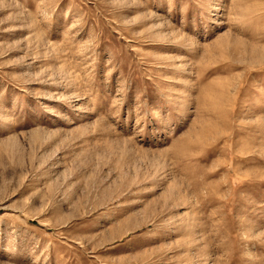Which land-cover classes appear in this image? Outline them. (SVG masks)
<instances>
[{
  "label": "rangeland",
  "instance_id": "374dc122",
  "mask_svg": "<svg viewBox=\"0 0 264 264\" xmlns=\"http://www.w3.org/2000/svg\"><path fill=\"white\" fill-rule=\"evenodd\" d=\"M0 264H264V0H0Z\"/></svg>",
  "mask_w": 264,
  "mask_h": 264
}]
</instances>
